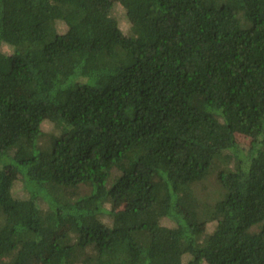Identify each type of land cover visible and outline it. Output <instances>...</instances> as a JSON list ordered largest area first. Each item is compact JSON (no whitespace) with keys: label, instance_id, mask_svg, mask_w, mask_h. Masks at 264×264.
<instances>
[{"label":"trees","instance_id":"obj_1","mask_svg":"<svg viewBox=\"0 0 264 264\" xmlns=\"http://www.w3.org/2000/svg\"><path fill=\"white\" fill-rule=\"evenodd\" d=\"M1 44L0 264H264V0H0Z\"/></svg>","mask_w":264,"mask_h":264},{"label":"rangeland","instance_id":"obj_2","mask_svg":"<svg viewBox=\"0 0 264 264\" xmlns=\"http://www.w3.org/2000/svg\"><path fill=\"white\" fill-rule=\"evenodd\" d=\"M114 1H117V0H114ZM111 16L116 20L119 29L124 34H128L129 28H130V23H129L128 18L126 16L125 10L122 8V6L118 2H114L112 10H111ZM56 31H57V33H65L66 26L62 23H58V24H56ZM0 49L3 52L10 53V48L7 47L6 45L1 44ZM42 131L45 133L53 132V125L49 121H44L42 123ZM236 138H237L238 144L241 145L243 148H245L247 146L248 139L246 137L239 135ZM14 187H15V189L13 190V195L15 197H24L23 191L21 190V188H19L20 184H16ZM123 206H124L123 203H121L115 208V210L123 209ZM103 220L106 223L110 222V219L106 216L103 217ZM162 223L165 225L173 226V223L167 219L163 220ZM210 228L211 227L207 226V230H209Z\"/></svg>","mask_w":264,"mask_h":264}]
</instances>
